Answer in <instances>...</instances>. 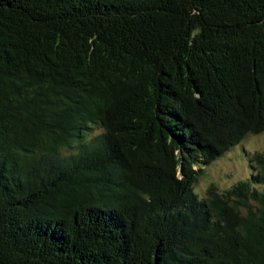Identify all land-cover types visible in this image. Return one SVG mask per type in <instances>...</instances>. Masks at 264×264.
I'll return each mask as SVG.
<instances>
[{"label": "trees", "instance_id": "1", "mask_svg": "<svg viewBox=\"0 0 264 264\" xmlns=\"http://www.w3.org/2000/svg\"><path fill=\"white\" fill-rule=\"evenodd\" d=\"M263 133L264 0H0V264H264Z\"/></svg>", "mask_w": 264, "mask_h": 264}, {"label": "rangeland", "instance_id": "2", "mask_svg": "<svg viewBox=\"0 0 264 264\" xmlns=\"http://www.w3.org/2000/svg\"><path fill=\"white\" fill-rule=\"evenodd\" d=\"M99 132L100 130L94 134ZM255 152L264 155V133L257 136H246L239 145L224 153L209 166L206 165L203 175L195 183L196 193L204 197L211 185L222 190L237 181L246 179L251 174L252 165L249 160Z\"/></svg>", "mask_w": 264, "mask_h": 264}]
</instances>
